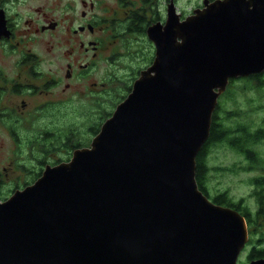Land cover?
I'll return each mask as SVG.
<instances>
[{
	"label": "water",
	"instance_id": "obj_1",
	"mask_svg": "<svg viewBox=\"0 0 264 264\" xmlns=\"http://www.w3.org/2000/svg\"><path fill=\"white\" fill-rule=\"evenodd\" d=\"M157 30L89 145L0 200V264H264L238 262L245 217L195 178L229 80L264 72V0H204Z\"/></svg>",
	"mask_w": 264,
	"mask_h": 264
},
{
	"label": "flooded vegetation",
	"instance_id": "obj_2",
	"mask_svg": "<svg viewBox=\"0 0 264 264\" xmlns=\"http://www.w3.org/2000/svg\"><path fill=\"white\" fill-rule=\"evenodd\" d=\"M181 8L182 0H0V131L16 148L0 187L10 172L33 171V180L29 166L42 172L88 146L75 147L70 123L39 135L30 130L45 116L68 121L77 107L85 123L91 106L99 124L108 118L107 102H121L153 63L149 29L164 33L171 14L181 22L188 16ZM27 185L19 180L9 193Z\"/></svg>",
	"mask_w": 264,
	"mask_h": 264
},
{
	"label": "rangeland",
	"instance_id": "obj_3",
	"mask_svg": "<svg viewBox=\"0 0 264 264\" xmlns=\"http://www.w3.org/2000/svg\"><path fill=\"white\" fill-rule=\"evenodd\" d=\"M202 4V0H182V12L186 15L192 11L193 8L198 7V5ZM185 15V16H186ZM183 16V15H182ZM239 82V81H238ZM253 82V81H252ZM249 84V87L246 89L243 88V83H235L230 87V95L229 97L223 99V94L220 95L218 98V103H221L222 108L217 112V119H222L225 116V112H232L235 111L239 114L238 116H233L231 120L225 121V125L232 124V121L236 119L243 124L252 125V130L254 128H262L264 130V89L257 90L254 87V83ZM236 85L238 87H236ZM120 99V98H119ZM119 99L116 101L118 103ZM115 108L110 101L107 102L106 111L112 112ZM78 107L75 109V112L72 113L68 121L62 120H55L54 122L50 120L47 116L44 117L43 120L36 122L32 125L30 132L32 134H40L41 128H47L49 130H53L70 123L73 127V131L77 134L73 139L74 142H86L88 143L91 141L92 137L95 135L93 134L94 130L98 127L99 121L98 115L96 114V110L93 106L90 107V122L85 123L83 121V115L78 113ZM98 113V112H97ZM224 119V118H223ZM102 123V122H101ZM100 123V124H101ZM90 124V134L86 133L87 126ZM99 124V127H100ZM6 133L1 130L0 131V171L3 173V167L9 168V157L13 155L14 150L16 149L14 146V142L12 143L10 139L4 137ZM29 136V134H27ZM50 140V139H49ZM87 143V144H88ZM256 149V148H255ZM211 151L206 156L207 159V166L211 168H215L216 170L211 171V178L207 182V189L209 192L214 195L216 193H221L223 191H229L230 195L234 198H244L245 202L248 204L250 209L253 211L257 210L256 208V200L251 197L252 191L255 190L252 184H249L250 178H263L264 179V139L261 141V144L257 145V150L259 152V157L261 162L259 164H253L252 167L248 169H243L241 167L249 166L248 161L244 159V157L233 151L230 147L226 146L225 144L213 146L210 149ZM65 153H59L58 157H63ZM263 161V163H262ZM248 164V165H247ZM236 166V167H234ZM30 168H34L37 172L35 178L30 180L31 177L33 178V171H28L26 175L21 174L20 172L11 173L4 179L3 185L0 187L2 194H4V198L10 195L9 191L13 187L14 183L16 182H23L24 185L32 183L36 177L41 173L37 164L29 166ZM232 167L236 169V171L230 170H221V168H228ZM9 170V169H8ZM35 172V171H34ZM21 175V179H18V175ZM24 175V176H23ZM33 175V176H32ZM24 181H23V180ZM258 179V178H257ZM21 185V184H20ZM264 187V186H263ZM262 194L264 197V188H261ZM0 196V199H4ZM261 218H258V220ZM253 236L254 241L251 242L253 244H259L257 240L260 238L259 235L264 236V221L261 220L258 227L254 231V234H249V237ZM249 247V246H248ZM248 248L245 247L241 254L238 257V262H245L247 261Z\"/></svg>",
	"mask_w": 264,
	"mask_h": 264
},
{
	"label": "trees",
	"instance_id": "obj_4",
	"mask_svg": "<svg viewBox=\"0 0 264 264\" xmlns=\"http://www.w3.org/2000/svg\"><path fill=\"white\" fill-rule=\"evenodd\" d=\"M238 81L240 83H243L244 89L249 87V84H251L252 81V83H254L255 89H264V72L253 74L247 77L230 79L226 90L223 92L224 94L222 93L223 99L229 97L228 95L231 94V91L229 90L230 87L235 83H239ZM236 87L238 86L236 85ZM221 103L222 101L218 103L213 113L209 137L196 157V182L198 188L214 203L223 206H228L239 211L247 221L249 234H254V231L258 227L260 221H264V197L261 190V188H264V179L259 177H257V179L255 177L250 178L248 182L249 184H252L255 188V190L252 191L251 195V197L256 200L257 210L255 211L249 208L244 198H234L232 195H230L228 190L212 195L207 189V182L211 178V171L216 169L207 166L206 156L211 151V147L225 144L226 146L230 147L233 151L241 154L244 159L248 161L249 166L241 167L243 169H248L250 168V166L252 167L253 164H259L261 162L259 152H255L253 150H257V145L261 144V141L264 139V130L258 127L252 130L251 123L243 124L239 121H236V119L232 121V124L225 125V122H223V120L229 121L235 115L239 117V114L235 111H227L225 112V116L223 117L224 119H217V112L222 108ZM110 115L111 113H108L107 117H109ZM97 126L98 127L96 128V130H94L93 134H96L98 132L99 123ZM87 141L84 143L76 141L75 147H78L80 145H88ZM224 169L236 171V169L232 167L221 168V170ZM258 218L261 219L258 220ZM259 236L260 238L257 240V242H260L259 244L251 243L254 241V238L251 235L249 237L248 243L245 246L248 248L246 255L247 261L264 257V236Z\"/></svg>",
	"mask_w": 264,
	"mask_h": 264
}]
</instances>
